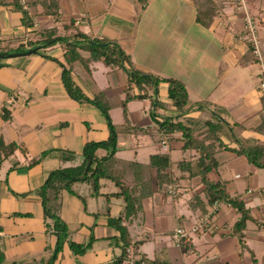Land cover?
Segmentation results:
<instances>
[{
    "label": "crops",
    "instance_id": "1",
    "mask_svg": "<svg viewBox=\"0 0 264 264\" xmlns=\"http://www.w3.org/2000/svg\"><path fill=\"white\" fill-rule=\"evenodd\" d=\"M34 1L36 5H32ZM44 1L18 0L22 9H17L13 0H0V141L25 148V153L17 148L0 162V250L4 264H44L49 258L56 236L45 228L36 190L51 171L80 164L87 142L108 137L99 109L71 98L63 86V45L58 42L39 52H13L21 44L25 48L34 45L46 30L57 27L61 35L80 30L91 38L116 40L135 69L185 84L188 111L181 119L196 133L203 136L205 121L217 114L225 120L220 134L224 144L237 147L235 136L244 146L264 148V130H258L264 113V92L259 86L264 68V0H245L261 42L254 62L244 61L252 45L243 13L236 11L232 0H83L82 4V0L79 4L80 0H60V22L41 13ZM138 4L143 12L138 11ZM24 11L31 26L25 25ZM148 11L151 18L144 22L142 13ZM65 14L69 16L66 20ZM71 19L74 26L65 31L62 23ZM81 54L89 56L86 51ZM88 66L90 72L80 62L74 63L75 82L89 98L103 92L113 123L122 124L123 114L119 121L113 111L124 97L125 72L101 61H91ZM147 90L152 93L150 87ZM167 91L168 84L161 81L159 104L154 105L150 98L127 104L134 129L119 133L117 152L130 151L132 157H119L116 152L118 158L146 163L151 153L168 152L172 159L171 151L181 150L180 133L166 134L159 127L164 116L177 112ZM138 92L134 87L133 93ZM136 101L141 106L131 108ZM69 152L75 154L73 159L63 157ZM105 153V149L96 150L98 156ZM187 153L183 158L194 155ZM216 158L218 166L209 173H214V178L208 176L224 182L229 195L239 198L248 211L241 235L234 232L240 217L237 209L217 202L202 210L193 199L202 189L199 179L180 177L175 163L181 159H172L178 182L158 189L152 179L154 193L143 199L135 219L122 221L128 226L131 241L140 244L138 253L121 264H264V232L260 228L264 224V168L224 148L218 149ZM100 182L98 196L92 194L89 184L73 185L85 204L75 194L61 191L59 214L68 225L69 240L87 245V249L75 254L64 243L54 264H113L120 255L114 241L119 231L108 223V217L120 215L124 203L117 198L107 201L105 194L117 188L109 180ZM194 184L199 186L187 191ZM179 185L184 194H178V203L170 192ZM167 204L171 205L168 209ZM176 204L187 214L177 212ZM167 219L173 220L169 227ZM178 227L187 233L182 246L175 243Z\"/></svg>",
    "mask_w": 264,
    "mask_h": 264
},
{
    "label": "trees",
    "instance_id": "2",
    "mask_svg": "<svg viewBox=\"0 0 264 264\" xmlns=\"http://www.w3.org/2000/svg\"><path fill=\"white\" fill-rule=\"evenodd\" d=\"M36 3L34 1L32 5H36ZM13 5L17 9H22V5L18 0H13ZM41 13L51 16L55 22H60V0H45L42 4ZM23 17L25 25L27 27L31 26V19L26 11L23 12ZM74 23L75 20L71 19L68 23H62V28L65 31L70 30L74 26ZM58 42L64 46L63 57L65 63H61V80L66 92L71 98L79 102H89L99 109L107 123L108 137L104 141L87 142L81 151L82 161L80 164L51 171L43 184L36 190L37 195L41 199L45 228L56 236L55 247L44 264L55 263L64 243H67L70 250L75 254H81L86 251L87 245L69 240L68 225L59 214L60 195L62 190H67L75 194L85 204V198L73 190V185L75 183L89 184L92 194L98 196L100 195L101 179L111 181L117 188L115 192L105 194L106 200L109 201L111 198H117L124 203V208L120 215L108 217V223L119 231V235L114 238V241L120 247L121 253L113 264H121L125 259L138 253L140 241H131L128 226L122 224V221L131 222L135 219L142 208L143 199L150 197L154 193L152 179H155L158 189H162L167 185L178 182L179 178L175 176L172 170L173 162L170 153H151L146 163L124 160L116 156L117 142L119 133L134 129L129 120L127 104L130 101L142 100L144 98H150L154 105L159 104L157 95L158 85L161 81L168 84V98L177 112L174 115L164 116L162 121L159 122V127L166 134L180 133L183 141L181 150L183 152H194V155L191 157L183 158L175 163L176 168L182 173L180 177L189 180L199 179L202 189L193 195V199L199 202L202 210L206 206L213 205L215 202H224L236 208L240 213V217L235 223L234 232L240 236L245 227V222L249 218L244 203L239 198L229 195L224 182L214 181L208 175L218 166L216 153L220 148L229 150L236 155H243L251 164L263 168L264 148L259 145L244 146L241 144L240 139L235 136L232 138L238 143L237 147H229L224 144L220 134L221 124L225 123V120L219 118L217 114H213L214 117L205 121L203 136L196 133L192 126L181 119V116L188 111V107H186L188 93L185 84L179 79H161L151 73L135 69L129 54L114 39L107 37L91 38L80 30L61 35L58 34V28L53 27L50 30L44 31L42 38L35 41L34 45L30 43L29 48H25L21 44L13 52L27 53L33 48L36 49L35 52H39L41 49H45ZM82 51L88 52L89 56L83 57ZM91 61H101L106 66H116L121 68L126 74L124 97L120 101L124 121L120 125L113 123L110 115V103L104 93L100 91L94 94L92 98H89L73 78L74 63L80 62L90 72L88 65ZM244 61H257L253 47H248L247 57ZM134 87L139 89V92L136 94L133 93ZM147 87L152 89L151 94L148 93ZM3 117L5 119L8 118L6 112L3 114ZM258 130H264V113L262 115L261 126L258 127ZM17 148L25 153V148L18 147L15 143L5 144L0 141V162L3 158L11 155ZM99 148L105 149L106 153L98 156L96 150ZM63 157L73 159L75 154L69 152V154L63 155ZM128 249L130 250L128 251ZM0 264H4V255L1 250Z\"/></svg>",
    "mask_w": 264,
    "mask_h": 264
},
{
    "label": "rangeland",
    "instance_id": "3",
    "mask_svg": "<svg viewBox=\"0 0 264 264\" xmlns=\"http://www.w3.org/2000/svg\"><path fill=\"white\" fill-rule=\"evenodd\" d=\"M79 2H81V0L80 1H78L77 3L79 4ZM84 1L82 0V2H81V4L83 3ZM234 4V3H233ZM138 6V11L139 12H143V10H142V6H141V4H138L137 5ZM65 20L69 17L68 15H66L65 14ZM148 18H151V12L150 11H148V12H146V13H142V21H146ZM125 20H123V25H125V22H124ZM258 43H259V47L261 48V42H260V40L258 41ZM261 60H262V64L264 65V57L263 58H261ZM258 66V65H257ZM141 103H140V101H136V102H134V103H132V105H131V108L133 107V106H136V105H138V106H141L140 105ZM113 117L117 120L118 119V117H119V121H122V111H121V108L119 107V106H115L114 107V111H113ZM224 129V128H223ZM225 130V129H224ZM224 135V134H223ZM171 153H172V159L173 160H179V159H181V158H183V157H185V156H187V152H182L180 149H178V148H176V149H173L172 151H171ZM117 155L119 156V157H126V158H131L132 157V153L130 152V151H126V150H122V151H120V153H118L117 152ZM128 156V157H127ZM238 165V167L239 168H241V166H242V164L241 163H238L237 164ZM209 176L211 177V178H214V173H212V174H209ZM223 179V178H222ZM181 184V183H180ZM191 184V183H190ZM196 186H199V184H194L190 189H187V191H189V190H193L194 189V187H196ZM189 187V186H188ZM173 188V192H170V195H172V196H174L175 198L174 199H176L177 201H178V203L180 202L179 200H178V196L179 195H182V194H184V191L182 192L181 190H180V185L179 186H175V187H172ZM186 191V192H187ZM179 194V195H178ZM169 204V203H168ZM166 205V209H168L169 207H171V205ZM182 204L184 205V202H182ZM181 204V205H182ZM177 212H182V213H186L187 212V210H185V208L182 206V207H178V205L176 204V209H175ZM169 212H172V210L171 209H169ZM187 214V213H186ZM173 220L172 219H167V227H169V224H171V222H172ZM175 223V222H174ZM185 224V223H184Z\"/></svg>",
    "mask_w": 264,
    "mask_h": 264
},
{
    "label": "built area",
    "instance_id": "4",
    "mask_svg": "<svg viewBox=\"0 0 264 264\" xmlns=\"http://www.w3.org/2000/svg\"><path fill=\"white\" fill-rule=\"evenodd\" d=\"M20 1L24 3L25 0H20ZM232 1L234 3L236 11H240L243 13L242 17H243L244 26H245V29L248 35L247 37L248 42L252 45L254 54L259 56L260 52L258 48L257 28H256L253 18L250 16V14L247 11L245 0H232ZM260 75H261V81H260L259 86H260V89L264 92V68L261 69ZM162 145L164 147V143ZM216 203L217 202H215L214 204ZM260 228L264 232V224H261ZM174 237H175L176 245L182 246L184 239L187 237V233L182 227H178L175 229Z\"/></svg>",
    "mask_w": 264,
    "mask_h": 264
},
{
    "label": "water",
    "instance_id": "5",
    "mask_svg": "<svg viewBox=\"0 0 264 264\" xmlns=\"http://www.w3.org/2000/svg\"><path fill=\"white\" fill-rule=\"evenodd\" d=\"M34 51H36V49H35V48H33V49L29 50L27 53L34 52Z\"/></svg>",
    "mask_w": 264,
    "mask_h": 264
}]
</instances>
